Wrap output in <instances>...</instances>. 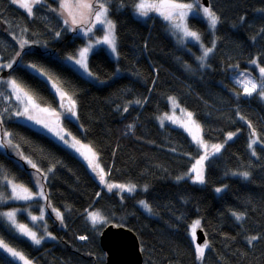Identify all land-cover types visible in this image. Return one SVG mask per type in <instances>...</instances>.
<instances>
[{
	"label": "trees",
	"instance_id": "obj_1",
	"mask_svg": "<svg viewBox=\"0 0 264 264\" xmlns=\"http://www.w3.org/2000/svg\"><path fill=\"white\" fill-rule=\"evenodd\" d=\"M91 1L95 10L107 4L117 39V61L103 48L90 57V70L103 84L63 61L84 40L65 27L55 0L34 5L31 15L20 3L0 0V83L12 78L38 106L56 109L59 100L49 84L25 65L41 70L75 102L77 120L62 118L64 128L97 154L108 182L135 185V192H107L99 175L68 149L5 116L1 135L24 158L0 150V195L10 193L7 180L34 188L35 172L43 178L46 202L0 203V214L31 206L32 215L43 219L20 214V220L32 229L41 221V234L52 238L36 245L0 216V240L31 264H105L99 236L104 226L117 224L137 234L144 264H264V101L257 93L246 95L233 78L252 60L264 67V0H210L219 22L204 67L171 38L160 17L134 16L139 0ZM188 23L211 46L207 23L197 17ZM170 98L193 114L206 142H226L221 153L203 161L204 183L184 179L201 155L184 128L157 122L169 111ZM229 133H235L230 140ZM253 139L257 143L250 149ZM90 211L109 222L93 227ZM197 220L208 239L202 258L189 234ZM0 264L18 263L0 251Z\"/></svg>",
	"mask_w": 264,
	"mask_h": 264
},
{
	"label": "rangeland",
	"instance_id": "obj_2",
	"mask_svg": "<svg viewBox=\"0 0 264 264\" xmlns=\"http://www.w3.org/2000/svg\"><path fill=\"white\" fill-rule=\"evenodd\" d=\"M44 0H40L39 3H36L35 5L40 4L41 2H43ZM59 3V6L61 4V0H55ZM30 2V0H29ZM141 2V0L138 1L137 4H139ZM146 3H160L161 0H145ZM19 3V2H17ZM68 3L71 4L73 7L71 8V11L73 13V15L75 16L76 19V23H72V17L68 15V10L66 9H61L62 15L64 13V18L65 21L67 20L68 22L65 23V27L68 28L70 31H75L76 35L80 38H82L84 40L83 44L79 47V49L77 50L75 55L72 56H67L63 58V61L71 66L72 68H74L80 75H82L84 78H86L87 80L94 82L96 84H103V81L98 80L95 75L91 72L90 70V66H89V61H90V57L93 53L97 52L98 50H100L101 48L105 49L106 52L110 55V57L112 58V60L117 61L118 60V51H117V39H116V34H115V28H114V35H115V40H116V52L113 53L111 51V48L103 43H97V41H102L105 33L107 32V25L106 24H98L95 21V7L93 6L92 10L90 11L89 9L86 8H77L75 7L77 4H82V3H89L92 4L91 0H68ZM190 4H193V9L189 12L188 16L185 18L184 23H186L189 27L190 30H193L192 28H190L189 26V18L190 17H197L200 19H203L211 33L213 34V38L211 41V46H207L204 44V42L201 39L200 36V40H194L191 37H184L183 33L175 28L172 27V23L173 22H169L163 19V17L159 14V12L154 11V10H150L148 11V15L146 16H142L139 14V12L137 11L136 7L134 8L133 14L134 16L142 21H145L149 16H157L160 17L163 22L166 25V31L167 33L171 36V38L180 46L184 47L187 51H189L190 53H192L195 58L196 61L198 62L199 65H201L202 67H204L205 65H207V61L209 59V57L212 55L214 49H215V45H216V38H215V29L216 27L213 29L211 28L207 18L204 16L203 14V8L206 7L203 3L202 0H192L191 2H189ZM136 4V5H137ZM93 5V4H92ZM105 7L107 8V16L106 19L110 20L112 23L113 21L111 20L110 16H109V9L106 3H104ZM210 8V7H208ZM211 9V8H210ZM179 19L178 18H174V23H179ZM114 24V23H113ZM217 26V25H216ZM91 28V31H89V29ZM213 51L208 55L207 59L205 61H201L199 58L203 56L204 53V49L205 48H210L213 47ZM194 46L195 48H197V51L195 49H193ZM85 47H89L90 50L87 54V65H88V72H85L84 69H82L79 65H77L75 63V60L79 58V51ZM69 57H72V59L70 60ZM257 61V60H256ZM258 64V62H257ZM259 65V64H258ZM247 66H249L248 69H244V70H238L234 75V82L240 86L243 89L242 83H240L241 81H245L247 79H252L254 80V82H256L258 85L260 84L261 80L264 79L260 76L259 73V67H261L259 65V67L257 65L252 64L251 62L247 63ZM3 66L0 63V69ZM25 67L30 70L31 72L38 74L39 76H41L50 86L51 90L56 94L58 100H59V105L56 109H53L51 107H40L38 106L34 100L32 99L33 103L35 105H37V107L33 108L31 105H27V100L24 98L23 93H19L21 96V99H17V91L13 89L12 85L9 83L10 81L14 80L12 78H8L6 80L3 81V83L5 84V86L0 83V120L7 116V117H12L13 119L20 121L22 123H24L25 125L47 135L48 137H50L51 139H53L55 142H57L58 144L62 145L63 147H65L66 149H68L71 153H73L75 156H77L79 159H81L84 164L88 167V169L93 173V174H98L99 169H97L96 171L93 170V167L89 166L88 163V159H85V156H88L89 158H92V153H95L91 147L80 141L79 139H77L76 137H74L73 135H71L63 126V121L62 118L64 119H71L76 121L77 120V115L76 112L75 114H70L68 113L65 108L62 105L61 102V93L66 94L65 96H69L67 93H65L61 88H59L47 75H45L41 70H39L36 67H33V65H25ZM89 73H91V75H89ZM119 70L117 71V74H119ZM18 85V84H17ZM53 85H56V87H53ZM2 86L5 87L2 88ZM57 89H59V91H57ZM24 92V91H23ZM244 92V91H243ZM257 93L258 92H254ZM253 93V94H254ZM259 95V94H258ZM260 96V95H259ZM31 97V96H30ZM70 97V96H69ZM32 98V97H31ZM71 98V97H70ZM260 98L264 101V97L260 96ZM172 99H169V111L167 113H164L162 116H160L157 119V122L159 125L163 126V125H167V124H174L177 126L182 127V129L187 132L188 136L190 137L192 143L198 148V150L201 152L202 156L204 154V150L202 148H200L192 139V133L196 132L195 126L193 124L189 123L188 120V116L187 113H191L187 110H185L184 108H182L179 103L175 100V105L172 103ZM71 100L73 101V99L71 98ZM4 102H9L8 104H4ZM26 105L28 106V113L25 115H20V113L25 111V107ZM3 107V108H2ZM41 109H47V111H41ZM192 114V113H191ZM32 115L34 117H36L37 119H40L43 121V123H36L35 119H28V116ZM192 120L195 122V125H199V133L198 135H200L203 138L202 135V130L200 127V124L196 121V119L194 118L193 114H192ZM48 124L51 128L54 129V131H59L61 136H64V140H61L59 138V136L55 135L54 132H50L48 130V128L44 127V124ZM191 129V132L188 130ZM234 137V136H233ZM9 137L5 136V138L2 137L1 135V131H0V150L2 151H7V149H10L11 153L17 155L19 158L23 159L24 157L22 156L20 150L17 148V146H15L12 142L11 144L8 143L9 141ZM204 140V139H203ZM65 141H67V143H65ZM76 141H79L78 144H76V147H72L71 145L76 143ZM204 142L206 144H208L209 146L213 145L211 143H208L204 140ZM221 145H223V147L221 148L220 152L222 151V149L224 148L226 142L220 143ZM77 149H79V151H77ZM91 150V151H89ZM209 152H212V149L209 147ZM83 153V154H82ZM219 153H215V154H210L208 156V158H211L213 156H217ZM198 160V159H197ZM29 160H26V163L31 166V164L28 163ZM95 163L99 164V166L101 167L99 160H98V156L95 153ZM32 167V166H31ZM193 167V166H192ZM192 169V168H191ZM191 169L188 171V174H186L184 176V179H190V180H194V176L195 174L191 172ZM33 181H34V188H30L24 185H20L17 184L11 180H7V185L9 187V194H5V193H1L3 195H0V197H2L3 199L0 200V203H5V204H28L32 201L35 200H45L46 202V194H45V190H44V186L43 185V178L33 172ZM9 181H11V183H9ZM105 181L106 183H103V188L104 190H106L107 192H117L120 195H127V194H133L135 192H128V191H121L119 188H113L111 191L108 190L106 184L110 183L107 181L106 178V174H105ZM196 184H198L197 182H195ZM18 185V186H23L24 188L29 189V191L33 194V198L29 199V200H23V199H13L12 198V185ZM110 184H116V183H110ZM118 185H125V184H118ZM19 190V189H18ZM43 192V196H41L39 193ZM44 209V206L42 205V208ZM7 212H15V221L16 224H24L28 227V225L26 224L25 221L20 220V214H26L30 219L33 216L31 213V206H25L23 208L20 207H14L12 210L10 211H6L3 213H7ZM91 212V211H90ZM89 212V213H90ZM93 212V211H92ZM97 212V211H96ZM1 213V214H3ZM102 215V214H101ZM2 217V219L9 225V227L14 230L16 233H18L19 235H21L22 237L28 239L31 241V239L23 234H21V232L17 229V227L15 225H13L6 216L4 215H0ZM104 217V216H103ZM87 219H88V214H87ZM105 222L104 223H100V224H96L95 226H93V224L91 223V221L88 219V221L90 222V224L93 227H102L104 226L106 223H108V219L106 217H104ZM32 220V219H31ZM34 226L39 228H29L31 229L33 232H36L37 237H43V239L41 240V243L39 245L42 244L43 241L48 240L50 238H52L49 234L45 233L44 235L41 234V221L40 222H35V224H33ZM199 227H197L195 229H198ZM193 229L189 228V234L190 236L193 238L192 235ZM86 239H82V241H85ZM32 242V241H31ZM37 245V244H36ZM0 251L3 252L5 255H7L8 257H10L13 261H15L18 264H23L22 261H20L17 258L12 257L9 253H7L6 251H4L2 248H0ZM14 258V259H13Z\"/></svg>",
	"mask_w": 264,
	"mask_h": 264
},
{
	"label": "snow or ice",
	"instance_id": "obj_3",
	"mask_svg": "<svg viewBox=\"0 0 264 264\" xmlns=\"http://www.w3.org/2000/svg\"><path fill=\"white\" fill-rule=\"evenodd\" d=\"M17 2L20 3L21 7L26 9V11L28 12L29 15H31L33 6L36 3H39L40 0H30V2H29V0H13V3H17ZM60 7L62 9L68 10V15L72 17V23H76L75 16L73 15V13L71 11V8L73 6L68 3V0H61ZM75 7L86 8V9H89L91 11L93 8V5L89 4V3H82V4H77ZM136 9L139 12V14L142 16L148 15V11H150V10L157 11L163 17L164 20L169 21V22H173L174 18H178L180 22L179 23L173 22L172 27L181 31L183 33L184 37H191L192 39L197 40V41L200 40L199 34L195 31L190 30L188 25L186 23H184L185 18L188 16L189 12L193 9V4L177 3V2H175V0H161L160 3L156 4V3H146L145 0H141V2L136 5ZM107 11L108 10L105 7L104 3H98L96 11L94 13L95 21L98 24H106L107 25V32L105 33L102 41H97V43H103V44L108 45L111 48V51L113 53H115L116 52V40H115V35H114L115 26L110 20L106 19ZM203 14L207 18L211 28L214 29L216 27L217 23L219 22V17L215 14V12H213L208 7L203 8ZM67 22L68 21L66 20L65 23H67ZM89 31H91V28L89 29ZM26 43H27V41H22L21 47H23L24 44H26ZM213 48H214V45H213V47L205 48L203 56L200 57L199 59L202 62L205 61L207 59L208 55L213 51ZM89 50H90L89 47H85V48L81 49L79 51V54H78L79 58L75 60V63L77 65H79L82 69H84L85 72H88L87 54H88ZM69 59L71 60L72 57H69ZM251 63L254 65H257L259 67L256 60H252ZM7 67L11 68L12 64H8ZM33 67H35V66H33ZM259 73H260V76L262 78H264V67H259ZM89 75H91V73H89ZM9 83L12 85L13 89L17 91V93H18L17 99H21V96L19 93H23L24 98L27 100V105H31L33 108L37 107V105H35L33 103L32 98L28 95V93L23 92V89H21L19 87V85H17L15 80L10 81ZM240 83H242L243 91L246 95H252L254 92H258V94L260 96L264 97V79L261 80L259 85L256 82H254V80H252V79H247L245 81H241ZM53 87H56V85H53ZM57 91H59V89H57ZM65 95L66 94L61 93L62 99L64 98ZM69 100L71 101L70 97H69ZM137 103H139V101ZM172 103L174 105L176 103L174 98L172 99ZM27 105L25 107V111L20 113V115H25L28 113V106ZM71 106H72V109H74V107H75L74 101H71ZM41 111H47V109H41ZM74 114H75V112L73 111V115ZM187 116H188L189 123L193 124L195 126V129H196V132L192 133V139L200 148H202L204 150V154L202 156H200V158L193 165L191 172L195 174V176H194L195 182L204 183L203 161L206 160L210 154L219 153L221 148L223 147V145L213 144V145L209 146L208 144H206L204 142L203 138L200 135H198L199 125H195V122L192 120V114L187 113ZM28 119H30V120L35 119L36 123H38V124L43 123L42 120L37 119L36 117H34L32 115H29ZM44 127L48 128V130L50 132H54V134L59 136V138L61 140H64V136H61L59 131H54V129L51 128L46 123L44 124ZM249 127H251V125H249ZM188 130L191 132V129H188ZM234 135H235V133H229L228 139L229 140L232 139V137ZM252 135L253 136L256 135L255 131H253ZM8 143L11 144V141L9 140ZM65 143H67V141H65ZM78 143H79V141H76V143L72 144L71 146L76 147V144H78ZM256 143H257V141L255 139H253L251 141V143L249 144V148L252 149L253 145H255ZM209 147L212 149L211 153L209 152ZM77 151H79V149H77ZM89 151H91V150H89ZM252 154L255 155L254 150H253ZM85 159H88L89 166L93 167L94 171L99 169L98 175L100 177V181H101V183H106L104 170L102 168H100L99 164L95 163V153H92V158L85 156ZM28 163L31 164V166L33 168L37 167L36 164L32 163L31 160H29ZM37 171H39V169H37ZM239 175L243 176L245 179H247L249 177L248 172L239 173ZM9 183H11V181H9ZM106 186H107L109 191H111L113 188H119L121 191H128V192L134 191L135 187H136L135 185H118V184H110V183L106 184ZM216 191L220 192V191H222V189L217 188ZM39 194L41 196H43L42 191ZM12 198L13 199L29 200V199L33 198V194L29 191V189L24 188L23 186H18V185L13 184L12 185ZM2 199L3 198L0 197V200H2ZM140 204L149 212L151 211L150 207L147 205L146 202L140 201ZM0 215L6 216L7 219L13 225H15L17 227V229L21 232V234L29 237L34 244L39 245L41 243V240L43 239V237L38 238L36 232H33L31 229H29L24 224H16L15 212H7V213H3ZM56 215L58 218L62 219V215L59 211L56 212ZM233 215L236 217L237 220H241L243 218V214L233 213ZM31 219L33 221H36L38 219H43V216H40V217L32 216ZM88 219L91 221L93 226H95L96 224H100V223L105 222L104 217L99 212H90L88 214ZM199 226H200L199 220L195 221L192 225L193 239H195V229ZM81 239H85V237H81ZM254 239H256V237H252L250 239V242H251V240H254ZM207 247H208L207 242H204L203 245L197 244L196 252L198 254V258L203 257L205 249ZM0 248H2L4 251L9 253L12 257L17 258L20 261H22L23 264H31V261L28 260L22 253L13 249L12 247H9L2 240H0Z\"/></svg>",
	"mask_w": 264,
	"mask_h": 264
},
{
	"label": "water",
	"instance_id": "obj_4",
	"mask_svg": "<svg viewBox=\"0 0 264 264\" xmlns=\"http://www.w3.org/2000/svg\"><path fill=\"white\" fill-rule=\"evenodd\" d=\"M202 3L206 7H210V0H202ZM71 101L68 96H64L61 99L64 108L70 114L76 110V107L72 109ZM252 133L253 131L251 130V136L254 137ZM195 237L197 244L203 245L204 242L208 244V239L203 229H197ZM99 241L106 255L105 264H144L140 239L130 228L117 224H108L101 230Z\"/></svg>",
	"mask_w": 264,
	"mask_h": 264
},
{
	"label": "bare ground",
	"instance_id": "obj_5",
	"mask_svg": "<svg viewBox=\"0 0 264 264\" xmlns=\"http://www.w3.org/2000/svg\"><path fill=\"white\" fill-rule=\"evenodd\" d=\"M210 4H211V1H210ZM97 78V77H96ZM99 80V79H98ZM238 173L237 171L235 172V174Z\"/></svg>",
	"mask_w": 264,
	"mask_h": 264
},
{
	"label": "crops",
	"instance_id": "obj_6",
	"mask_svg": "<svg viewBox=\"0 0 264 264\" xmlns=\"http://www.w3.org/2000/svg\"><path fill=\"white\" fill-rule=\"evenodd\" d=\"M10 247V246H9ZM14 259V258H13Z\"/></svg>",
	"mask_w": 264,
	"mask_h": 264
}]
</instances>
